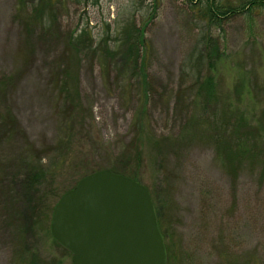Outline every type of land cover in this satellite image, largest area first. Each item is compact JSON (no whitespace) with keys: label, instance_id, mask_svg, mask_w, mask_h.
Segmentation results:
<instances>
[{"label":"rangeland","instance_id":"1","mask_svg":"<svg viewBox=\"0 0 264 264\" xmlns=\"http://www.w3.org/2000/svg\"><path fill=\"white\" fill-rule=\"evenodd\" d=\"M220 2L241 12L211 27L207 8L188 0H0V79L12 82L0 110L25 137L0 141V264H72L51 236L54 207L102 170L149 190L167 264H264V169L230 174L212 145L188 137L209 36L219 42L212 75L223 100L235 102L242 81L251 123L264 104L252 85H264V10ZM130 22L142 33L140 77L102 58ZM29 149L46 174L32 188L18 161Z\"/></svg>","mask_w":264,"mask_h":264},{"label":"trees","instance_id":"2","mask_svg":"<svg viewBox=\"0 0 264 264\" xmlns=\"http://www.w3.org/2000/svg\"><path fill=\"white\" fill-rule=\"evenodd\" d=\"M47 1L43 0L46 6H48ZM188 1L191 4L198 3L199 5H204L207 8V20L211 27H217L224 16H234L241 12L240 9L234 10L225 7L220 0ZM246 7L251 10L255 8L264 10V0H249L244 8ZM80 37L85 42L88 35L86 32H83ZM141 38L142 33L137 25L130 22L117 33L118 40L113 41V46L106 44L105 49L101 50L102 58L107 60H123V68L127 69L132 77H140V67L142 64L140 45L143 43ZM74 41L70 43V46L78 50L79 40ZM204 42L205 54L200 59L199 66L202 63H206L209 72L203 75L197 63L194 89L198 101L192 105L193 107L195 105L198 114L188 119V126H191L192 123L193 128L188 137L191 141L195 140L212 145L216 151L217 160L230 174H234L246 164L261 166L264 169V104H262L258 118L254 123H251L241 108L242 93L245 89L242 81H238L234 87L235 102L231 99H228V101L223 100V97L217 91L216 82L212 75L216 62L221 59L219 42L211 36L206 38V40L204 39ZM11 83V80L8 78L0 79V106H2L1 100H4L7 96ZM253 83V88L256 90V99L257 97L264 96V85L260 86L257 82ZM252 85H250V88H252ZM185 133L184 131L182 134L184 135ZM15 134L16 139L23 137L22 130L18 127L11 113L8 110H0V141H8ZM180 138H183L182 135ZM161 142L172 144V138L163 139ZM161 142L157 143L156 147L161 152H164ZM169 146L172 147L173 145ZM26 153L29 154L28 157H25ZM26 153H23L18 161L20 168L27 175L26 181L28 185L32 188L42 181L46 174L41 165L42 159L39 152L29 149ZM9 187L11 188L8 184ZM157 217L158 220L160 219L158 225L163 236V224L159 209ZM37 221H35L36 224H38ZM168 252L169 254L171 253V247H168Z\"/></svg>","mask_w":264,"mask_h":264},{"label":"water","instance_id":"3","mask_svg":"<svg viewBox=\"0 0 264 264\" xmlns=\"http://www.w3.org/2000/svg\"><path fill=\"white\" fill-rule=\"evenodd\" d=\"M50 232L72 264H167L149 190L110 170L82 178L63 195Z\"/></svg>","mask_w":264,"mask_h":264}]
</instances>
